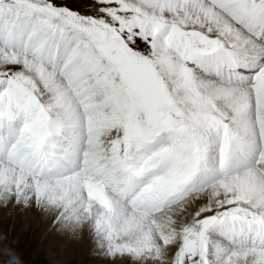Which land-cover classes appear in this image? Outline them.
I'll use <instances>...</instances> for the list:
<instances>
[{
  "label": "snow or ice",
  "instance_id": "snow-or-ice-1",
  "mask_svg": "<svg viewBox=\"0 0 264 264\" xmlns=\"http://www.w3.org/2000/svg\"><path fill=\"white\" fill-rule=\"evenodd\" d=\"M0 0V202L128 264H264V0Z\"/></svg>",
  "mask_w": 264,
  "mask_h": 264
},
{
  "label": "rangeland",
  "instance_id": "rangeland-1",
  "mask_svg": "<svg viewBox=\"0 0 264 264\" xmlns=\"http://www.w3.org/2000/svg\"><path fill=\"white\" fill-rule=\"evenodd\" d=\"M56 2L82 14H91V0ZM56 222L53 215L34 205L0 202V264H123L110 263L109 259L93 254L81 257L70 250L65 252L67 237L64 235L69 230L63 231L64 227Z\"/></svg>",
  "mask_w": 264,
  "mask_h": 264
},
{
  "label": "bare ground",
  "instance_id": "bare-ground-1",
  "mask_svg": "<svg viewBox=\"0 0 264 264\" xmlns=\"http://www.w3.org/2000/svg\"><path fill=\"white\" fill-rule=\"evenodd\" d=\"M49 214V213H48ZM57 223V222H56ZM63 228V227H62ZM54 229V228H53ZM65 230V228L63 229V231ZM53 231V230H52ZM62 231V230H61ZM55 232V231H54ZM68 232V231H67ZM51 233V232H50ZM62 234V233H61ZM65 234V232L63 233ZM55 235V234H54ZM59 235V234H58ZM62 236V235H61ZM65 237H67V241H66V246L65 247V252L67 251H73L75 254H77L78 256L80 255L81 257H86L87 254H93L94 256H98V257H102L105 258L103 256H100L94 246V242L93 239L91 237V235L89 234V232L85 229L84 231L78 233V234H74L71 231H69V234L66 233V235H64ZM60 238V237H59ZM59 241L61 239H58ZM64 240V239H63ZM59 247L58 244H56V248ZM101 260V258L99 259ZM110 263H126L128 264L127 260H117V261H112L109 259ZM107 263V262H105Z\"/></svg>",
  "mask_w": 264,
  "mask_h": 264
}]
</instances>
